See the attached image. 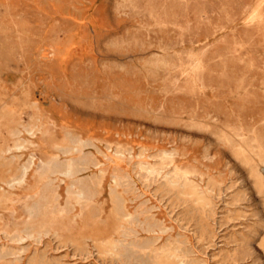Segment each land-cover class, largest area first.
Listing matches in <instances>:
<instances>
[{
	"label": "rangeland",
	"instance_id": "1",
	"mask_svg": "<svg viewBox=\"0 0 264 264\" xmlns=\"http://www.w3.org/2000/svg\"><path fill=\"white\" fill-rule=\"evenodd\" d=\"M263 164L264 0H0V264H264Z\"/></svg>",
	"mask_w": 264,
	"mask_h": 264
},
{
	"label": "bare ground",
	"instance_id": "2",
	"mask_svg": "<svg viewBox=\"0 0 264 264\" xmlns=\"http://www.w3.org/2000/svg\"><path fill=\"white\" fill-rule=\"evenodd\" d=\"M263 1V0H262ZM257 2V1H256ZM261 8V7H260ZM252 9V8H251ZM254 9V8H253ZM260 10V9H259ZM255 12V11H254ZM250 15V14H249ZM255 15H257V14H255ZM247 16V15H246ZM249 17H251V16H249ZM253 17H254V15H253ZM247 21V20H246ZM251 21V20H250ZM257 21V20H256ZM254 22V21H253ZM258 22V21H257ZM245 24V23H244ZM247 24V23H246ZM253 24V23H252ZM231 34V33H230ZM207 49V48H206ZM206 51V50H205ZM158 53V52H157ZM197 62V61H196ZM195 64H197V63H195ZM159 66V65H158ZM201 66V65H200ZM192 67V66H191ZM202 67V66H201ZM160 68H162V67H160ZM172 68V67H171ZM197 68L199 69V67L197 66ZM189 69H190V67H189ZM186 70V69H185ZM190 71V70H189ZM203 71V70H202ZM195 72V71H194ZM183 73V72H182ZM189 74H191V73H189ZM182 75V74H181ZM185 75V74H184ZM187 75V74H186ZM189 76V75H188ZM186 77V76H185ZM188 79V78H187ZM181 81V80H180ZM175 84H176V82H175ZM193 87V86H192ZM172 88H173V86H172ZM201 89V88H200ZM177 92V91H176ZM106 104V103H105ZM244 133V132H243ZM31 134V133H30ZM249 135V134H248ZM239 139V138H238ZM24 144V143H23ZM255 150V149H254ZM7 152V151H6ZM79 160V159H78ZM86 161V160H85ZM140 161V160H139ZM83 163V162H82ZM85 163V162H84ZM78 164V163H77ZM53 165V164H52ZM98 165V164H97ZM264 165V164H263ZM52 169H53V171L54 172H63V171H65V170H62V167L59 165V164H54L53 166H52ZM83 169V168H82ZM81 170V169H80ZM80 170L79 169H73L72 170V172H70L68 175L69 176H71V177H73L75 174H77V172H80ZM61 172V173H62ZM64 173V172H63ZM18 180V179H17ZM50 180V179H49ZM48 180V181H49ZM52 180V179H51ZM76 180V179H75ZM19 181V180H18ZM20 181H21V179H20ZM53 181V180H52ZM76 182V181H75ZM74 182V186L76 185L78 188H79V190H80V192H81V194H82V197L81 198H88L89 196H92V193H89V191L85 188V186H83L81 183L80 184H76ZM47 183H49V182H47ZM51 183V182H50ZM71 183V182H70ZM69 183V184H70ZM72 184H73V181H72ZM72 184H70V185H72ZM182 184V183H181ZM11 185V184H10ZM16 185V184H15ZM52 185V184H51ZM12 186V185H11ZM73 186V187H74ZM69 187V186H68ZM71 188V190H72V187H69L68 188V190ZM111 188V187H110ZM41 189V188H40ZM67 190V189H66ZM76 190V189H75ZM74 190V191H75ZM73 191V190H72ZM78 192V191H77ZM77 192H75V194L77 193ZM37 194V193H36ZM72 194V193H71ZM93 194H94V192H93ZM35 195V194H34ZM77 195H79V194H77ZM29 196V195H28ZM52 196H53V199H51L52 198ZM38 198H39V200L37 201V203H36V205L34 204V207H32L30 210H29V213H30V215H36V214H38L39 212H40V210H41V208L43 207V206H45V205H50L51 203H54L53 205V207L54 208H57V211H58V213H62L65 209H61L60 208V205H59V203H58V198H57V196L56 195H52V192H51V190H50V186H49V184H47L46 186H44V188L40 191V193L38 194ZM91 198V197H90ZM89 198V199H90ZM64 208V207H63ZM28 210V209H27ZM127 215V214H126ZM142 217V216H141ZM99 218V217H98ZM119 225V224H118ZM146 226V225H145ZM122 228V227H121ZM120 228V229H121ZM119 229V230H120ZM141 229V228H140ZM122 231V230H121ZM154 235V234H153ZM128 236V235H127ZM135 237V236H134ZM128 238V237H127ZM129 242V241H128ZM125 243V242H124ZM136 243V242H135ZM139 245V244H138ZM135 251H137V250H135ZM172 255V254H171ZM173 259V258H172Z\"/></svg>",
	"mask_w": 264,
	"mask_h": 264
}]
</instances>
